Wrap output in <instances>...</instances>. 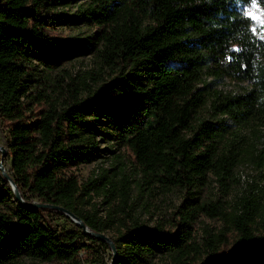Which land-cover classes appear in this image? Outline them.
I'll return each instance as SVG.
<instances>
[{
	"label": "trees",
	"instance_id": "trees-1",
	"mask_svg": "<svg viewBox=\"0 0 264 264\" xmlns=\"http://www.w3.org/2000/svg\"><path fill=\"white\" fill-rule=\"evenodd\" d=\"M59 1L0 0L6 172L24 203L59 207L91 233L108 231L115 254L104 263L89 244L109 249L104 241L78 226L57 231L46 218L54 211L50 208L15 200L10 210L2 208L13 197L0 174V264H264V212H256L262 185L252 180L228 207L219 197L181 199L172 232L158 224L143 227L129 214L132 191L154 186L191 194L209 182L225 194L239 181L238 164L246 161L264 170V138L241 133L247 127L252 134L264 130V39L243 13L252 0H86L77 5L72 21L94 27L88 48L113 73L103 85L118 91L116 101L104 99L103 85L90 90L84 84L87 95L81 98L77 87L57 83L59 75L39 83L30 77L33 49L50 58L43 33L50 16L42 11ZM257 4L264 11V0ZM57 50L55 60L61 56L62 49ZM217 78L243 86L223 93L211 85ZM100 140L121 146L138 177L120 162L116 171L79 181L73 173L78 165L113 152L100 147ZM96 196L105 205L102 214ZM199 217L220 224L215 233L206 231L200 246L192 241ZM226 245L231 248L223 255Z\"/></svg>",
	"mask_w": 264,
	"mask_h": 264
},
{
	"label": "rangeland",
	"instance_id": "rangeland-1",
	"mask_svg": "<svg viewBox=\"0 0 264 264\" xmlns=\"http://www.w3.org/2000/svg\"><path fill=\"white\" fill-rule=\"evenodd\" d=\"M86 0H60L55 7H49L42 11V14H47L50 17L47 18L46 25L44 26V36L47 38L44 44L46 45V57L43 59L35 51L34 54L28 57V72L30 77L35 78L38 83L42 80L51 79L55 75L62 77L57 83L63 88L77 87L78 95L81 98H85L87 93L84 84L88 86V89L92 90L97 86H101L110 79L113 73L109 72L105 68L100 66V62L89 50L88 40L94 30L93 26L87 25L83 22H73V14L77 5H83ZM252 1L245 4L243 13L253 11ZM251 20V27L257 35L264 39V11L259 8L258 18L254 19L247 15ZM61 48V56L55 60L54 52ZM54 51V52H53ZM60 52V51H59ZM54 59V60H53ZM264 62V58H262ZM134 77V78H133ZM131 79L138 81L137 76H130ZM214 89L220 90L223 93L226 92H238L243 86V83H237L227 78H217L213 80L211 84ZM103 87L106 89L105 98L107 100L116 101L115 97H118V91L108 89V85ZM125 94H128L127 88L124 89ZM247 139L255 135L264 138V130L260 132H252L247 127L241 132ZM5 128L0 125V145L4 146L5 141ZM101 139V138H99ZM253 139V137H252ZM100 147L105 149H111L113 152L104 153L101 157L91 161L78 165L73 170L77 179L83 180L85 177L93 175H100L104 170H115L119 166L120 162L125 166V172L131 173L132 177H138V172L127 157L125 150L121 146H117L114 140L99 141ZM1 165L6 171L8 168V157L5 153L1 160ZM238 180L231 183L227 193L220 194L213 183L206 182L201 187L196 188L193 193H185L184 191L177 190V188H171V190L163 191L159 187L152 186L149 191L144 188L141 192L132 191L131 195V208L130 216L141 224L143 227L152 228L155 224H158L164 231L172 232L174 230V224L177 221V206L180 200L187 197L193 199H205L219 197L226 207L231 206L233 202L244 193V186L246 183L254 181L257 186L262 185V190L258 196L257 210L258 214L264 212V170H256L249 162H242L236 166ZM14 200L8 199V202H3L1 207L10 210L13 207ZM93 201L97 203L99 214H102L105 205L101 201L99 196L94 197ZM62 214V213H61ZM46 218L50 221L51 225L56 228L57 231H74L76 226L65 215H59L54 211L46 212ZM220 228V224L215 221L208 220L204 217H199L193 225L192 241L198 246L201 245L202 239L205 236L206 231L216 232ZM259 233V232H258ZM257 231L254 234V238L261 239L260 234ZM108 231L104 232V236L108 237ZM85 242V241H84ZM106 243V242H105ZM98 257L102 259L104 263H109V256L111 252L107 248H103L96 243H89ZM230 245H226L221 248V253L227 255L230 250ZM83 251L79 252V256L83 257ZM88 258V257H87ZM91 258V255H89ZM86 260V259H85ZM164 260V259H163ZM156 262V261H155ZM157 263H162L157 261ZM39 264H59L58 262L51 260L49 262H43Z\"/></svg>",
	"mask_w": 264,
	"mask_h": 264
},
{
	"label": "water",
	"instance_id": "water-1",
	"mask_svg": "<svg viewBox=\"0 0 264 264\" xmlns=\"http://www.w3.org/2000/svg\"><path fill=\"white\" fill-rule=\"evenodd\" d=\"M6 153V148L4 146H1L0 145V160L2 158V156ZM0 174L2 177H4L8 183V186L10 188V191L12 193V197H13V200H15L18 204L20 205H27V206H32V207H41V208H50L51 210H54V211H59L61 212L63 215H65L66 217H68L75 225H77L80 230L83 232V233H86V234H90L92 235L93 237H95L96 239H99V240H102L104 242H106V244L108 245L109 247V250L111 252V257H110V263L111 261L113 260L114 258V249H113V246L112 244L110 243V241L108 240V238L106 236H104L103 234H95V233H91L90 231H88L86 229V227H84V225L82 224V222H80L78 220V218H76L73 214H71L70 212L66 211V210H63L59 207H55V206H48L46 204H37V203H34V202H30V203H24L22 201V199L20 198L19 194H18V191H17V188L16 186L14 185L12 179L10 178V176L8 175V173L3 170V167L0 163Z\"/></svg>",
	"mask_w": 264,
	"mask_h": 264
},
{
	"label": "snow or ice",
	"instance_id": "snow-or-ice-1",
	"mask_svg": "<svg viewBox=\"0 0 264 264\" xmlns=\"http://www.w3.org/2000/svg\"><path fill=\"white\" fill-rule=\"evenodd\" d=\"M252 7H253V11H249L246 14L249 15L250 17L257 19L258 18V14H259V5L257 4V0H252ZM255 31V29H254ZM262 31H264V29H262Z\"/></svg>",
	"mask_w": 264,
	"mask_h": 264
},
{
	"label": "bare ground",
	"instance_id": "bare-ground-1",
	"mask_svg": "<svg viewBox=\"0 0 264 264\" xmlns=\"http://www.w3.org/2000/svg\"><path fill=\"white\" fill-rule=\"evenodd\" d=\"M3 167V166H2ZM3 170H4V168H3Z\"/></svg>",
	"mask_w": 264,
	"mask_h": 264
}]
</instances>
